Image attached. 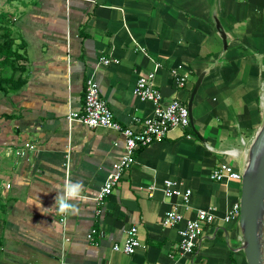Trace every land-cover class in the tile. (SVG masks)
Wrapping results in <instances>:
<instances>
[{
  "label": "crops",
  "instance_id": "0c3cea01",
  "mask_svg": "<svg viewBox=\"0 0 264 264\" xmlns=\"http://www.w3.org/2000/svg\"><path fill=\"white\" fill-rule=\"evenodd\" d=\"M0 10L13 14L26 64V84L0 94V264H248L240 217L224 220L240 202L242 180L210 175L221 161L243 171L264 121V0H12ZM150 71L164 103L178 98L188 106L204 74L190 125L136 151L113 193L97 204L126 153L125 138L67 116L83 110L93 75L116 119L136 127L135 118L154 113L133 91ZM27 142L35 148L18 155ZM69 179L84 184L79 215L62 223L29 204L38 195L52 208L54 189ZM166 179L192 190L187 205L165 194ZM209 207L215 221L191 253L180 252L186 219ZM173 208L184 220L164 226ZM131 226L141 246L132 254L114 250Z\"/></svg>",
  "mask_w": 264,
  "mask_h": 264
},
{
  "label": "built area",
  "instance_id": "2783aa9c",
  "mask_svg": "<svg viewBox=\"0 0 264 264\" xmlns=\"http://www.w3.org/2000/svg\"><path fill=\"white\" fill-rule=\"evenodd\" d=\"M102 61L105 64L118 62V59L103 57ZM155 73L141 75L135 86L134 94L141 100L150 101L154 105V113L142 120L135 118L137 121L136 127L132 125H123L115 117L111 107L106 100L101 96V91L97 79L91 75L86 81L85 100L82 111H71L67 119L79 121L89 127H105L115 130L122 134L125 138L126 153L114 165L113 171L107 176L104 184L98 191L95 200L97 204H102L105 199L111 195L123 177L125 171L131 168L136 160V151L140 148L150 145L156 141H160L167 137L170 130L177 127H188L190 125V111L188 105L178 98L172 99L164 103V95L153 82ZM179 84L182 86L185 83V77L178 78ZM34 149L35 145L27 142L24 148L16 153L24 155V149ZM227 153H233V150H227ZM243 171L237 169L232 163L221 161L211 172V179L216 181L242 180ZM154 186L149 187L150 195H153ZM165 194L168 197L178 196L182 198L185 205L190 200L192 190L190 188L182 189L179 183L172 179L164 181ZM240 202H235L230 209L225 212L224 220L230 221L240 217ZM214 208H202L197 211L194 218H188L185 225L179 230L180 242L179 250L182 253H191L194 247L199 244L206 226L215 221ZM184 220V215L177 208L170 209L165 212L162 217L164 226L176 225ZM60 221L64 223L66 216L60 215ZM97 231L93 229L89 233V239L93 238V234ZM138 228L131 226L127 230V237L123 242L115 243L113 249L122 251L127 254L134 253L141 246V241L137 236ZM59 264H69L65 260H61Z\"/></svg>",
  "mask_w": 264,
  "mask_h": 264
},
{
  "label": "water",
  "instance_id": "95a60500",
  "mask_svg": "<svg viewBox=\"0 0 264 264\" xmlns=\"http://www.w3.org/2000/svg\"><path fill=\"white\" fill-rule=\"evenodd\" d=\"M203 77L204 74L199 76L189 101L190 116L193 98ZM240 207L241 249L248 264H264V121L248 150L242 174Z\"/></svg>",
  "mask_w": 264,
  "mask_h": 264
},
{
  "label": "trees",
  "instance_id": "16d2710c",
  "mask_svg": "<svg viewBox=\"0 0 264 264\" xmlns=\"http://www.w3.org/2000/svg\"><path fill=\"white\" fill-rule=\"evenodd\" d=\"M12 0H0L10 3ZM13 14L0 10V94H9L26 84L24 42H17L13 34Z\"/></svg>",
  "mask_w": 264,
  "mask_h": 264
},
{
  "label": "clouds",
  "instance_id": "9594fccd",
  "mask_svg": "<svg viewBox=\"0 0 264 264\" xmlns=\"http://www.w3.org/2000/svg\"><path fill=\"white\" fill-rule=\"evenodd\" d=\"M58 195L52 208H44L39 196L29 200L30 205L37 206L44 214L55 213L56 215L71 216L79 215L81 209L79 203L85 200L84 184L80 180H66L62 187L55 188ZM39 193V192H38Z\"/></svg>",
  "mask_w": 264,
  "mask_h": 264
},
{
  "label": "rangeland",
  "instance_id": "374dc122",
  "mask_svg": "<svg viewBox=\"0 0 264 264\" xmlns=\"http://www.w3.org/2000/svg\"><path fill=\"white\" fill-rule=\"evenodd\" d=\"M4 1V0H3ZM4 5V3H2V6ZM0 9H1V7H0Z\"/></svg>",
  "mask_w": 264,
  "mask_h": 264
}]
</instances>
